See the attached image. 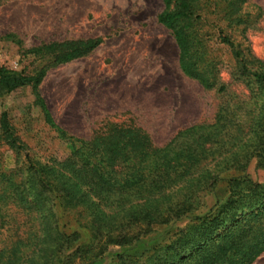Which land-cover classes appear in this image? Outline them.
<instances>
[{
	"label": "trees",
	"instance_id": "trees-1",
	"mask_svg": "<svg viewBox=\"0 0 264 264\" xmlns=\"http://www.w3.org/2000/svg\"><path fill=\"white\" fill-rule=\"evenodd\" d=\"M163 5L157 22L173 37L181 72L223 101L211 123L181 129L161 147L134 126L111 124L83 140L52 122L42 80L90 54L99 38L25 50L40 62L32 74L0 67V100L30 89L32 105L71 149L41 161L0 113V264H98L109 248L119 249L109 264H251L264 251V184L246 172L252 160L264 170V62L243 38L256 7L248 0ZM213 40L225 59L214 55ZM233 84L242 86L237 95ZM222 184L226 196L197 214L200 195ZM60 213L72 215L75 228L61 226ZM157 226L167 232L148 238Z\"/></svg>",
	"mask_w": 264,
	"mask_h": 264
},
{
	"label": "rangeland",
	"instance_id": "rangeland-1",
	"mask_svg": "<svg viewBox=\"0 0 264 264\" xmlns=\"http://www.w3.org/2000/svg\"><path fill=\"white\" fill-rule=\"evenodd\" d=\"M248 2L256 9L243 38L252 55L264 62V0ZM163 7V0L6 1L0 4V67L32 74L40 62L25 55V50L51 42L99 38L101 43L90 54L50 69L42 80L39 93L52 122L83 140L111 124L134 126L161 147L181 129L211 123L223 101L181 72L173 37L157 22ZM212 42L214 55L225 59L227 52ZM221 76L229 83L227 71ZM229 90L237 95L242 86L233 84ZM32 101L30 89H20L0 100V113H7L15 134L36 158H65L71 149L56 138ZM12 161L6 151L5 168H12ZM246 172L264 184V170L256 168L255 160ZM225 196L224 184L201 194L197 214ZM74 220L72 215L59 214L63 227L75 228ZM167 229L154 227L148 238H162ZM79 231L87 242V232ZM118 250L109 248L98 264H109ZM251 264H264V251Z\"/></svg>",
	"mask_w": 264,
	"mask_h": 264
},
{
	"label": "bare ground",
	"instance_id": "bare-ground-1",
	"mask_svg": "<svg viewBox=\"0 0 264 264\" xmlns=\"http://www.w3.org/2000/svg\"><path fill=\"white\" fill-rule=\"evenodd\" d=\"M129 38V37H128ZM128 49V48H127Z\"/></svg>",
	"mask_w": 264,
	"mask_h": 264
}]
</instances>
